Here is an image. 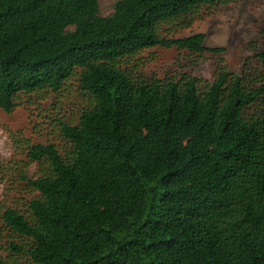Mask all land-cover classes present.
I'll return each mask as SVG.
<instances>
[{"label": "trees", "instance_id": "16d2710c", "mask_svg": "<svg viewBox=\"0 0 264 264\" xmlns=\"http://www.w3.org/2000/svg\"><path fill=\"white\" fill-rule=\"evenodd\" d=\"M230 1L117 0L103 16L98 0H0V108L71 79L86 98L58 123L63 146L26 142L39 173L20 167L36 196L2 211L23 238L12 250L30 264H264V50L211 81L128 68L155 46L224 52L160 27Z\"/></svg>", "mask_w": 264, "mask_h": 264}, {"label": "rangeland", "instance_id": "374dc122", "mask_svg": "<svg viewBox=\"0 0 264 264\" xmlns=\"http://www.w3.org/2000/svg\"><path fill=\"white\" fill-rule=\"evenodd\" d=\"M116 1L98 0L99 14H111ZM181 21L188 24H163L161 34L177 38L202 32L206 46H223L224 52L192 54L176 47L155 46L142 51L128 68L147 77L189 73L211 81L221 63L228 71L240 73L246 66H254L256 53L264 50V0L204 6ZM85 104L86 98L78 89L77 81L71 79L58 92L20 97L11 112L0 108V255L9 263L30 264L24 252L10 248V243L20 244L23 238L7 227L1 216L8 206L24 210L29 199L36 196L20 178V167L24 165L27 178L39 173L38 164L25 156L26 142L63 146L58 123L76 120Z\"/></svg>", "mask_w": 264, "mask_h": 264}]
</instances>
